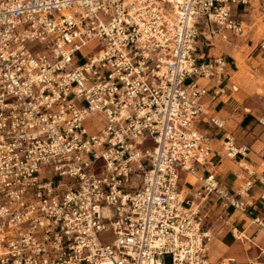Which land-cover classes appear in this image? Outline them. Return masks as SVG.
<instances>
[{
	"label": "built area",
	"instance_id": "2783aa9c",
	"mask_svg": "<svg viewBox=\"0 0 264 264\" xmlns=\"http://www.w3.org/2000/svg\"><path fill=\"white\" fill-rule=\"evenodd\" d=\"M250 4L0 0V264H237L209 259L205 204L249 214L264 174L241 165L233 191L203 173L200 126L225 124L204 100L228 75L208 41L245 36ZM258 59L264 74L263 39ZM220 146L250 152L231 132Z\"/></svg>",
	"mask_w": 264,
	"mask_h": 264
},
{
	"label": "crops",
	"instance_id": "0c3cea01",
	"mask_svg": "<svg viewBox=\"0 0 264 264\" xmlns=\"http://www.w3.org/2000/svg\"><path fill=\"white\" fill-rule=\"evenodd\" d=\"M219 49L225 53L224 55L229 61L228 75L221 85L224 94L212 98L210 93L204 100L211 102L217 115L223 118L226 124L231 122L236 131L241 130L242 134H246V136L240 137V140L235 138L238 145H248L250 152L246 157L237 155L234 159L224 158L221 155L220 141L225 132L213 130L212 146L215 153L202 171L205 174H214L219 182L234 191L241 183L235 178V175L242 172L247 176L242 171L241 165L245 164L248 169L254 172L253 179L255 176L260 177L264 174L259 166L264 153V125L262 124L264 122V99L257 96L259 92H256V89L250 88L253 87L251 85L253 82L259 81L258 78L264 80V74L257 73L258 69L252 70L251 65L253 64L249 65L247 60L244 64L248 68L249 76L253 79L248 76L237 77L236 73L240 71V68H237V64L233 60L232 49L227 45H221L217 49L209 48V52L215 53ZM256 63L255 66L258 67L260 61L257 60ZM252 80L253 82H251ZM233 86L236 87L235 91L232 89ZM248 114L258 123L256 126L252 127L250 121L244 127L240 125ZM224 130L226 131V129ZM262 194H264V185L255 181L249 191V195L254 201V206L249 214L233 211L230 208L224 210L219 206V201L214 195L208 198L205 209L209 214L207 227L212 235L207 244L210 260L221 261L230 258L237 264H264V229L253 222L254 217L264 220V198L260 197ZM219 213L222 217L218 219L217 214Z\"/></svg>",
	"mask_w": 264,
	"mask_h": 264
},
{
	"label": "rangeland",
	"instance_id": "374dc122",
	"mask_svg": "<svg viewBox=\"0 0 264 264\" xmlns=\"http://www.w3.org/2000/svg\"><path fill=\"white\" fill-rule=\"evenodd\" d=\"M235 14L237 15V19L243 21L245 25V30H246V35L245 36H233L229 34L228 41L225 42L223 40H220L219 38H212L208 42L211 44L210 46L207 47V50L211 47H215L216 49L219 48L221 45H227L232 49V56L234 62L237 64V68H240V71L236 73L237 77H247L252 78L249 76L248 73V68L245 65L248 60L249 65H251V69L255 70L258 69L259 73V65L258 67L255 66L257 65V60L258 57V44L259 42L263 39L264 40V0H251L250 6H247L246 8L239 7L234 8ZM86 53V52H85ZM248 53V54H247ZM212 54H222L224 55L222 51H217ZM226 56V55H224ZM257 56V57H256ZM227 57V56H226ZM228 61V60H227ZM256 61V62H254ZM229 63V61H228ZM245 63V64H244ZM253 79V78H252ZM258 82H253L250 88L253 90L256 89V92H259L257 96H261L262 100L264 99V93H263V88H264V80L261 78H258ZM251 80V79H250ZM95 122L97 119L94 120ZM257 122L252 121L251 126L254 127L256 126ZM200 128L204 131H206L210 136L214 137V132L213 130L218 131L217 128L213 126H207V125H201ZM226 129V131L224 130ZM224 129H221V132H231L234 137L240 140V137L246 136V134H242L241 130L236 131L234 127L232 126L231 122H228L227 124H224ZM188 182L189 184H194L195 179L191 176L188 177ZM182 185V184H181ZM170 262V257H165V263Z\"/></svg>",
	"mask_w": 264,
	"mask_h": 264
},
{
	"label": "trees",
	"instance_id": "16d2710c",
	"mask_svg": "<svg viewBox=\"0 0 264 264\" xmlns=\"http://www.w3.org/2000/svg\"><path fill=\"white\" fill-rule=\"evenodd\" d=\"M249 121H250V122L255 121V120L253 119V117H252L250 114H248V115H246V116L244 117V119L241 121L240 125H241L242 127H244L245 125L248 124Z\"/></svg>",
	"mask_w": 264,
	"mask_h": 264
},
{
	"label": "bare ground",
	"instance_id": "6f19581e",
	"mask_svg": "<svg viewBox=\"0 0 264 264\" xmlns=\"http://www.w3.org/2000/svg\"><path fill=\"white\" fill-rule=\"evenodd\" d=\"M248 54V53H247Z\"/></svg>",
	"mask_w": 264,
	"mask_h": 264
}]
</instances>
